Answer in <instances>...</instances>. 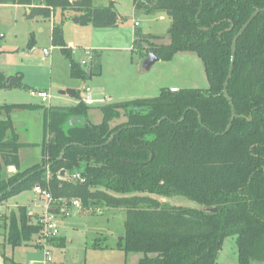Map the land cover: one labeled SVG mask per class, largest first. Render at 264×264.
I'll return each mask as SVG.
<instances>
[{
	"label": "trees",
	"instance_id": "1",
	"mask_svg": "<svg viewBox=\"0 0 264 264\" xmlns=\"http://www.w3.org/2000/svg\"><path fill=\"white\" fill-rule=\"evenodd\" d=\"M0 4L38 5L27 19H48L58 10L63 18L73 13L79 24L94 29L117 27L114 2ZM133 8L135 13L164 14L171 23L167 43H153L160 38L136 29L132 51L138 48L146 57L154 54L166 62L176 54L193 53L204 67L208 88L162 89L153 98L107 104L100 108L97 125L90 122V107L81 100L72 107L0 106V202L40 186L54 199L66 201L68 208L78 200L83 210L90 204L123 209L125 233L117 249L142 254L137 264H217L228 237H236L239 264H264V13L236 41L227 85L236 117L223 134L231 118L223 94L231 43L251 14L264 9V0H133ZM51 43L68 60L72 79L100 75L95 52L87 67L72 60L59 25L52 28ZM33 45L31 38L27 47ZM25 88L21 75L0 72V91ZM20 113L40 114L38 146L21 141L13 120ZM35 147L39 158L25 167L21 152ZM76 172L83 182L69 180ZM172 197L186 198L204 210L164 207L155 199ZM39 234L26 208L19 207L6 244L18 248Z\"/></svg>",
	"mask_w": 264,
	"mask_h": 264
},
{
	"label": "rangeland",
	"instance_id": "2",
	"mask_svg": "<svg viewBox=\"0 0 264 264\" xmlns=\"http://www.w3.org/2000/svg\"><path fill=\"white\" fill-rule=\"evenodd\" d=\"M109 2H114L118 18L114 29L100 30L88 24L75 25L73 18L63 20L64 22L59 19L56 21V25L62 30L65 44L71 43L77 49L75 59L86 62V51L99 55L100 75L75 82L69 79L68 60L58 50L51 51V56L42 53L43 49L50 52L52 46L48 37V25L43 32H39L43 26L28 22L25 8H14L12 4L1 5L0 72L5 75H21L26 88L0 91V106L71 107L84 97V90L89 88L93 99L96 90L103 91L105 95L103 102L93 104L89 110L90 122L97 125L102 121L100 108L107 101L112 104L153 98L160 90L171 87L202 91L208 88L204 67L193 53L176 54L167 62L159 60L149 71H145L142 68V63L147 58L145 52L138 48L132 51L134 23H137V29L144 36L159 37L161 42L153 41L159 44L168 42L170 19L160 13H134L133 16V0H94L96 6H106ZM72 15L73 13H69L68 17ZM31 38L35 42L33 50L27 47ZM68 82L75 86L77 96L74 98L58 94L62 91L61 85ZM38 92L47 93L51 100L43 103L37 97ZM15 128L20 133L21 141L28 142L26 125L16 121ZM33 150L34 148L22 150L24 166L36 161ZM155 199L164 207L204 210L201 205L183 197ZM38 201L30 190L0 202V264H11L14 261L18 264H137L142 257V254H124L117 249V244L125 233L124 210L104 205L93 206L90 203L87 210L81 208L83 212H79L71 209L68 217L59 220V237L64 241V249L51 247L48 256L39 250L28 256V252L20 247L31 248V242H35L37 236L31 242L12 249L6 244V236L13 214L18 216V208L25 207L29 223H33L39 215ZM55 241L56 239L51 241L50 246ZM94 246L100 249H93ZM48 257L50 262L47 261ZM217 264H239L236 237H228L223 241Z\"/></svg>",
	"mask_w": 264,
	"mask_h": 264
},
{
	"label": "built area",
	"instance_id": "3",
	"mask_svg": "<svg viewBox=\"0 0 264 264\" xmlns=\"http://www.w3.org/2000/svg\"><path fill=\"white\" fill-rule=\"evenodd\" d=\"M135 27H137V24H135ZM50 50H52V48H50ZM43 54L49 55L50 52L43 50ZM90 59L91 53H87V60L82 63V66L87 67ZM170 91L175 92L176 89H171ZM37 97L40 98L43 103L48 102L51 98L50 95L45 92H38ZM81 102L88 107L95 104V100L92 98V92L89 88L84 90V97L81 99ZM48 179L49 177L47 176L46 181H48ZM69 180L74 182L84 181L81 175L77 172L71 174ZM32 193L35 198L41 202L39 215L32 223L40 228V234L38 235V239L35 241V246L39 251H42L45 256H48L49 249L51 248L50 242L59 237V219L68 216L71 209L81 211L80 201L72 200L70 202L71 207L68 208L66 201L54 199L48 188L35 186L32 189ZM47 261H51L50 257L47 258Z\"/></svg>",
	"mask_w": 264,
	"mask_h": 264
},
{
	"label": "crops",
	"instance_id": "4",
	"mask_svg": "<svg viewBox=\"0 0 264 264\" xmlns=\"http://www.w3.org/2000/svg\"><path fill=\"white\" fill-rule=\"evenodd\" d=\"M1 5H4V4H0V6ZM95 5V4H94ZM14 8H25L26 10H27V12H26V19H27V15L30 13V10L31 9H33V8H36V7H38V5L35 7V6H31V7H24V6H17V5H12ZM134 9H133V16H134ZM74 17H76V18H78V20H79V17L77 16V15H72L71 17H66V18H63L62 17V15H61V13L57 10V11H54V12H52L51 13V16L48 18V19H43V18H41V17H38V16H35V17H33V18H31V19H27V21L28 22H30V23H36L39 27L40 26H43V28H40L39 29V32H43V30H44V27L46 26V25H48V28H47V31H48V37H49V42L51 43V32H52V28L54 27V26H56V24H57V20L59 19V20H61V22L63 21V20H70V19H72V18H74ZM57 21V22H56ZM64 22V21H63ZM73 24H75V23H73ZM79 24V23H78ZM78 24H75V25H78ZM135 24H137V23H134V27H133V35H134V32H135V30L138 28V26L137 27H135ZM64 41V40H63ZM35 43V42H34ZM65 43V42H64ZM51 45H52V43H51ZM66 45V44H65ZM34 46V45H33ZM66 47L70 50V52H71V57H72V60L74 61V62H76V63H78V64H80V65H82V63H83V61L81 62V61H79V60H77V59H75L74 57H75V51H77V49L75 48V47H73L72 46V44L71 43H69L68 45H66ZM33 48L34 47H32L30 50H33ZM50 48H52V50H50V53H51V51H53V50H58L59 51V49L58 48H55V47H53V46H51ZM43 50H46V49H43ZM43 50H42V53H43ZM60 52V51H59ZM87 53H90V51L88 52V51H86V53L85 54H87ZM50 56H51V54H49ZM48 55V56H49ZM62 55V54H61ZM47 56V55H46ZM68 72H69V63H68ZM69 74V73H68ZM5 75V74H4ZM6 77H10V76H12V75H5ZM69 79H70V81H72V82H75V81H79V80H75V79H72L71 77H70V74H69ZM91 78H87V80H90ZM67 89H70V90H74L75 92H76V90H75V86H74V84H70L69 82L68 83H64L63 85H61V90H67ZM170 90L171 89H176V90H178L176 87H171V88H169ZM11 90H17V89H11ZM11 90H6V92H8V91H11ZM28 90H30L29 88H28ZM98 90H100V89H98ZM5 92V91H4ZM60 96H62V95H60ZM94 96H95V103H101V102H103L105 99V95H104V92L103 91H95V93H94ZM63 97H70V96H63ZM75 97V96H74ZM74 97H71V98H74ZM50 100H51V98H50ZM77 104V103H76ZM75 104V105H76ZM104 105H107V104H111V103H109L108 101L106 102V103H103ZM75 105H73V106H75ZM103 105V106H104ZM33 106H42V105H33ZM42 107H44V106H42ZM49 107H52V106H49ZM54 107H65V106H54ZM72 107V106H71ZM98 118H100V116H97ZM97 118V119H98ZM13 120H14V124H15V122L17 121V122H23L25 125H26V127H27V139L29 140L28 142H24L25 144H35V145H37L38 146V144H39V138H40V133H41V124H40V118L37 116V115H35L34 113H31V114H15V115H13ZM98 120H100V119H98ZM35 138H37V141H34L35 140ZM39 149H38V147H35L34 148V155H35V157H36V159H38L39 158V151H38ZM27 159L25 158V161H26ZM33 164V163H32ZM31 164V165H32ZM28 166H30V165H25V167H28ZM14 168L13 167H10V168H8V172H9V174H13L14 173ZM37 201H38V199L37 198H35ZM25 204V203H24ZM23 205V204H22ZM40 206H41V202L40 201H38V206H37V208H38V212H40ZM76 212V211H75ZM79 212H83V211H79ZM78 213V212H77ZM70 214V213H69ZM69 216V215H68ZM68 216H66V217H68ZM66 217H62V219L63 218H66ZM60 220V219H59ZM59 224V223H58ZM34 242V241H33ZM33 242H31V248H27V247H20V248H23L26 252H28V256H32L33 255V251H38V249L36 248V246H35V242L33 243ZM4 247L6 246V245H3ZM64 246H65V244H64V241L62 240V238L61 237H58L57 238V240L55 241V243L54 244H52V248H56V249H64ZM140 260V259H139ZM11 264H18V263H16L15 261L14 262H12Z\"/></svg>",
	"mask_w": 264,
	"mask_h": 264
},
{
	"label": "water",
	"instance_id": "5",
	"mask_svg": "<svg viewBox=\"0 0 264 264\" xmlns=\"http://www.w3.org/2000/svg\"><path fill=\"white\" fill-rule=\"evenodd\" d=\"M260 13H264V9H258V10H255L251 16L248 18V20L246 21V23L241 27V29L237 32V34L235 35V37L233 38L232 40V43H231V60H230V67H229V72H228V75L224 81V84H223V94H224V97L225 99L229 102V105H230V108H231V118H230V122L225 130V133H227L230 128H231V125H232V122L233 120L235 119V113H234V108H233V105L231 103V100L228 96V93H227V85H228V82L232 76V71H233V65H234V55H235V50H236V41L237 39L244 33V31L247 29V27L249 26V24L254 20V18L260 14ZM72 22L75 23V24H78L79 23V20L78 18H73L72 19ZM159 59L154 55V54H149L147 56V58L143 61L142 63V68L145 70V71H149L152 66L158 62ZM59 95H62V96H70V97H74L76 92L74 90H70V89H67V90H62V91H59L58 92ZM37 115L39 118H40V114H35ZM199 123L201 124V120H200V117H199ZM222 134V135H223ZM113 139V136L110 138V140L107 142L109 143L111 140ZM64 151L62 152V154L60 155V157L58 158V160H60L62 158V155H63ZM153 158V156H151V159ZM47 169V168H45ZM64 175V172H61V176ZM3 177H6V174L3 175ZM206 212L208 213H212L214 212L215 210L214 209H206L205 210Z\"/></svg>",
	"mask_w": 264,
	"mask_h": 264
}]
</instances>
